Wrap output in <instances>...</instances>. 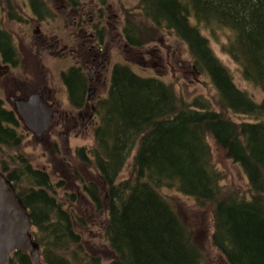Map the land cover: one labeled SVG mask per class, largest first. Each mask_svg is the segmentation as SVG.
<instances>
[{
    "label": "trees",
    "instance_id": "16d2710c",
    "mask_svg": "<svg viewBox=\"0 0 264 264\" xmlns=\"http://www.w3.org/2000/svg\"><path fill=\"white\" fill-rule=\"evenodd\" d=\"M11 1L6 5L14 19ZM62 2L65 9L80 5L78 0ZM30 3L40 19L50 16L46 0ZM139 8L157 28L186 42L196 68L209 76L217 97L214 105L200 96L187 104L162 79L143 76L127 65L115 67L108 95L97 102L95 144L76 150L101 178V188L91 180L84 190L106 212L102 231L113 252L107 264L203 263L192 230L160 192L164 187L213 206L212 242L229 264H264V0H141ZM203 28L234 32L225 50L240 65L244 78L263 91L261 101L235 84ZM139 34L127 17L123 35L132 49L141 45ZM142 35H152L151 30ZM0 54L14 67L21 64L12 33L1 22ZM74 71L65 73V79L69 83L74 75L77 78V89L69 83L76 101L82 98L84 74ZM227 113L251 118L236 121ZM23 125L0 96V169L28 207L30 231L43 261L103 264L100 254L86 248L80 231L86 225L84 218L57 194L56 185L62 183L53 182L47 170L36 168L19 150ZM211 140L245 172L249 199L237 193L222 195ZM130 158L131 176L122 179ZM101 192L107 193V205L100 203ZM9 264L33 261L28 253L15 251Z\"/></svg>",
    "mask_w": 264,
    "mask_h": 264
},
{
    "label": "rangeland",
    "instance_id": "374dc122",
    "mask_svg": "<svg viewBox=\"0 0 264 264\" xmlns=\"http://www.w3.org/2000/svg\"><path fill=\"white\" fill-rule=\"evenodd\" d=\"M6 1L0 0V22L7 31L12 33L18 53L22 56L21 64L10 76L12 79L9 85L4 83L3 74L0 76V96L9 109H13L10 99L12 95H17L19 98L23 92L32 95L45 81L50 82L60 98L66 96L61 74L74 63V59L72 56L56 58L49 53L42 55L40 37H37L56 35L62 41L73 40V36L76 38L79 35V29L75 26L76 22L80 21L76 20L81 18L80 15H82L81 20L85 22L84 27L90 31L88 34L91 33L94 24L107 27L106 40L109 47L107 51L110 52L112 63H125L130 58V66L135 72L162 79L172 86L179 100L187 104L198 96L210 101L211 104L216 101L217 96L211 79L196 68L186 42L179 40L174 33L157 28L148 21L149 19L142 15L139 8L141 0H78L80 5L68 7L69 9L63 8L65 6L62 0H46L50 16L43 19L35 14L30 0H12V12L15 13L13 14L16 18L11 19ZM127 17L131 18L133 24L141 31V35H138L141 45L129 51L125 46L127 41L123 35ZM192 22L196 24V21ZM147 29L151 30L152 35H142V32H147ZM201 32L208 38L214 55L230 71L235 84L253 96L256 101H261L263 91L244 78L240 65L225 50V44L233 38L234 32L229 28H216L214 32L203 28ZM108 82L105 92L97 93V95L100 93L104 95L101 99L108 95ZM227 116H231L236 121L251 118L242 114L227 113ZM18 117L22 122L21 116L18 115ZM95 128L96 126L88 130L77 128L68 131L62 123L57 121L52 123L44 134L37 136L33 130L23 125L20 132L24 140L19 150L27 155L36 168L47 170L52 175L53 182L62 183V186L56 185L57 194L59 197L64 196L66 206L72 207L86 222L85 226L80 227V231L87 250L90 253L100 254L103 264H107L113 252L102 231L106 222V212L98 208L84 190L85 184L91 180L96 185L100 184L101 188V178L96 169V171L90 169L76 154V150L80 147L94 146ZM210 143L213 154L212 163L220 173L219 186L222 195L237 193L249 199L248 178L243 169L228 158L225 151L216 146L213 140ZM12 154H15V151ZM131 161L132 158L124 167L120 175L122 179L131 176ZM160 192L192 230L195 243L202 251V264H229L212 242L213 206L200 205L192 197L181 193L176 188L164 187L160 189ZM99 200L102 205H107V193L101 192ZM76 228L78 229V226Z\"/></svg>",
    "mask_w": 264,
    "mask_h": 264
},
{
    "label": "flooded vegetation",
    "instance_id": "af4514ba",
    "mask_svg": "<svg viewBox=\"0 0 264 264\" xmlns=\"http://www.w3.org/2000/svg\"><path fill=\"white\" fill-rule=\"evenodd\" d=\"M76 20H80L76 22L75 26L76 29H79V35H77L76 38L73 36V40L62 41L56 35L52 37H37H40L42 55L49 53L56 58L62 59L72 56L74 59V63L61 74L65 87L66 96H64V98L58 96L57 90L52 88L48 81H45L40 86V89L37 90V93H43L45 100L52 105L53 124L58 121L62 123L64 128L68 131L77 128L88 130L96 126L99 123L97 102L104 97L102 93H100V95H97V93L105 92L108 79L110 88L113 71L117 65L123 64L131 68L129 63L131 60L130 58L125 63H112L110 52L107 51L109 47L108 41L106 40V26L101 27L99 24L93 25L91 33L88 34L90 31H88L87 27H84L85 22H83L81 18ZM125 46H127L128 51L131 50V45H129L128 42H125ZM18 67L19 66L14 67L10 62H4L2 54H0V76L3 74V78L5 79L4 83L6 85L11 83L12 78H10V76L14 69ZM73 68H75L74 72H77L76 69H81V72L84 74L82 98L79 97L76 101H73V98L74 94H77L70 90L69 83L71 82V87H73L74 90L77 89V78L74 75L69 83L68 80L65 79V73H69ZM29 96L30 93L26 92L21 93L20 98L17 95H12L10 99L13 110L16 111L17 102L19 100H26ZM67 108L69 109L67 110ZM73 112L76 113V115ZM84 118L86 119L84 120Z\"/></svg>",
    "mask_w": 264,
    "mask_h": 264
},
{
    "label": "water",
    "instance_id": "95a60500",
    "mask_svg": "<svg viewBox=\"0 0 264 264\" xmlns=\"http://www.w3.org/2000/svg\"><path fill=\"white\" fill-rule=\"evenodd\" d=\"M16 109L27 128L37 136L52 125V107L43 93H33L28 99L19 100ZM31 227L28 207L0 169V264H9L15 251L28 253L33 264H45Z\"/></svg>",
    "mask_w": 264,
    "mask_h": 264
}]
</instances>
